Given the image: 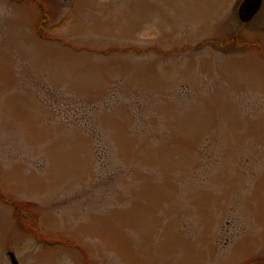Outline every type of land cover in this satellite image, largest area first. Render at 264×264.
Returning a JSON list of instances; mask_svg holds the SVG:
<instances>
[{"label": "rangeland", "instance_id": "rangeland-1", "mask_svg": "<svg viewBox=\"0 0 264 264\" xmlns=\"http://www.w3.org/2000/svg\"><path fill=\"white\" fill-rule=\"evenodd\" d=\"M243 1L0 0V264H264Z\"/></svg>", "mask_w": 264, "mask_h": 264}, {"label": "water", "instance_id": "water-1", "mask_svg": "<svg viewBox=\"0 0 264 264\" xmlns=\"http://www.w3.org/2000/svg\"><path fill=\"white\" fill-rule=\"evenodd\" d=\"M263 0H244L239 8V19L243 24L251 23L260 12Z\"/></svg>", "mask_w": 264, "mask_h": 264}, {"label": "trees", "instance_id": "trees-1", "mask_svg": "<svg viewBox=\"0 0 264 264\" xmlns=\"http://www.w3.org/2000/svg\"><path fill=\"white\" fill-rule=\"evenodd\" d=\"M21 1H23V0H21ZM20 0H19V2H21ZM43 0H27V2H30V3H34V4H37V5H42V2ZM41 8H43L42 6H41ZM44 13H46V12H48V10L47 9H44L43 8V10H42ZM44 24H46V22H48L49 21V18H48V16H44ZM38 34H39V37L40 38H42V39H50L48 36H47V32H46V30H45V27L44 26H38ZM53 39V38H52ZM52 39H50V40H52ZM53 41H59V40H57V39H54ZM232 42H234V40H232ZM219 43H221V42H219ZM210 45H212V46H214L215 45V43H209ZM18 213V212H17ZM19 214V213H18Z\"/></svg>", "mask_w": 264, "mask_h": 264}, {"label": "bare ground", "instance_id": "bare-ground-1", "mask_svg": "<svg viewBox=\"0 0 264 264\" xmlns=\"http://www.w3.org/2000/svg\"><path fill=\"white\" fill-rule=\"evenodd\" d=\"M258 14H259V13H258ZM258 14H257V15H258ZM249 24H250V23H249Z\"/></svg>", "mask_w": 264, "mask_h": 264}, {"label": "flooded vegetation", "instance_id": "flooded-vegetation-1", "mask_svg": "<svg viewBox=\"0 0 264 264\" xmlns=\"http://www.w3.org/2000/svg\"><path fill=\"white\" fill-rule=\"evenodd\" d=\"M264 2V1H263Z\"/></svg>", "mask_w": 264, "mask_h": 264}]
</instances>
